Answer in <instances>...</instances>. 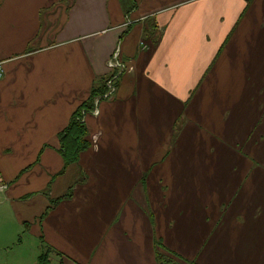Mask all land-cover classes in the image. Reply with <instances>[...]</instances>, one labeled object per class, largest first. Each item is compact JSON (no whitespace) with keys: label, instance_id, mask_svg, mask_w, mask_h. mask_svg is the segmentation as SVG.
<instances>
[{"label":"crops","instance_id":"0c3cea01","mask_svg":"<svg viewBox=\"0 0 264 264\" xmlns=\"http://www.w3.org/2000/svg\"><path fill=\"white\" fill-rule=\"evenodd\" d=\"M0 64V216L34 246L264 264V0H0ZM113 76L65 164L59 135Z\"/></svg>","mask_w":264,"mask_h":264},{"label":"rangeland","instance_id":"374dc122","mask_svg":"<svg viewBox=\"0 0 264 264\" xmlns=\"http://www.w3.org/2000/svg\"><path fill=\"white\" fill-rule=\"evenodd\" d=\"M130 22L131 20L127 16L126 25H129ZM140 47L142 49L147 48V46L143 43H140ZM114 55H117V58L119 57V46L116 47L109 61L111 59L113 60ZM127 68H130V70L132 71V67ZM2 192H0V194ZM1 208L3 207H0V209ZM36 243L38 245L40 244V242ZM44 250L45 247H37L31 243V236L28 234V231H26V229H23L22 227H18L15 224V221L11 218V216L8 215L7 212L0 216V264H36L38 255L41 251ZM50 255V264H58V256L55 254V251H53ZM61 259L63 261V264H69V262L67 261L69 260V258L67 259L63 256L61 257ZM160 262L162 264V261Z\"/></svg>","mask_w":264,"mask_h":264},{"label":"trees","instance_id":"16d2710c","mask_svg":"<svg viewBox=\"0 0 264 264\" xmlns=\"http://www.w3.org/2000/svg\"><path fill=\"white\" fill-rule=\"evenodd\" d=\"M104 93H106L105 84H103L97 90H93L88 100L89 104L87 105L85 103L77 109V111L73 114L71 122L69 123L67 128L59 135V141L61 143V150L63 151L62 155L65 164L75 162L78 158L79 153L88 148V141L85 139V137L87 136V130L83 123V118L88 109L92 108V102H94V100L96 99H102V95ZM27 227L28 225L24 224V228L26 229ZM52 252L53 251L48 247L44 251H41L37 257L36 264H50V254ZM55 254L58 256V264H63V261L61 259L63 255L58 252H55ZM157 259L158 264H161L160 261H162V264H175L169 258L160 254L159 256H157Z\"/></svg>","mask_w":264,"mask_h":264},{"label":"built area","instance_id":"2783aa9c","mask_svg":"<svg viewBox=\"0 0 264 264\" xmlns=\"http://www.w3.org/2000/svg\"><path fill=\"white\" fill-rule=\"evenodd\" d=\"M108 63L109 64H107V66L109 68H115V69L117 68L121 72H123L125 70V65H123V64H121V63H119L117 61V55H114L113 60L111 59ZM128 70H130V69L128 68ZM1 75H2V68H1V64H0V77H1ZM114 80H115V76H113L112 78H110L105 83V85H106V93H104L102 95V98L103 99L104 98H109L110 95L113 94V92H114V84H113ZM6 188H7V184H5L4 182H0V192L4 191Z\"/></svg>","mask_w":264,"mask_h":264},{"label":"bare ground","instance_id":"6f19581e","mask_svg":"<svg viewBox=\"0 0 264 264\" xmlns=\"http://www.w3.org/2000/svg\"><path fill=\"white\" fill-rule=\"evenodd\" d=\"M2 76V75H1ZM1 78V77H0ZM106 86V85H105ZM114 91H115V88H114Z\"/></svg>","mask_w":264,"mask_h":264}]
</instances>
